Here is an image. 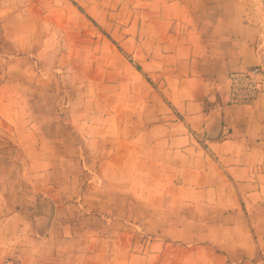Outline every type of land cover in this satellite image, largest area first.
I'll return each mask as SVG.
<instances>
[{
  "label": "crops",
  "instance_id": "obj_1",
  "mask_svg": "<svg viewBox=\"0 0 264 264\" xmlns=\"http://www.w3.org/2000/svg\"><path fill=\"white\" fill-rule=\"evenodd\" d=\"M9 258L264 264V0H0Z\"/></svg>",
  "mask_w": 264,
  "mask_h": 264
},
{
  "label": "built area",
  "instance_id": "obj_2",
  "mask_svg": "<svg viewBox=\"0 0 264 264\" xmlns=\"http://www.w3.org/2000/svg\"><path fill=\"white\" fill-rule=\"evenodd\" d=\"M263 69L252 66L246 69L232 71L224 80L228 104L232 106L254 105L262 91L261 76ZM2 264H21L14 258L4 260Z\"/></svg>",
  "mask_w": 264,
  "mask_h": 264
},
{
  "label": "trees",
  "instance_id": "obj_3",
  "mask_svg": "<svg viewBox=\"0 0 264 264\" xmlns=\"http://www.w3.org/2000/svg\"><path fill=\"white\" fill-rule=\"evenodd\" d=\"M138 69H140L142 71V69L140 67H138Z\"/></svg>",
  "mask_w": 264,
  "mask_h": 264
}]
</instances>
